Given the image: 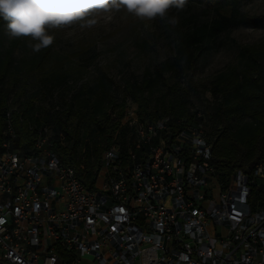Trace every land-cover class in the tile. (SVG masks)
Listing matches in <instances>:
<instances>
[{
	"label": "built area",
	"instance_id": "1",
	"mask_svg": "<svg viewBox=\"0 0 264 264\" xmlns=\"http://www.w3.org/2000/svg\"><path fill=\"white\" fill-rule=\"evenodd\" d=\"M0 153V264H264V155L225 180L198 110L194 123L143 119L105 151L94 188L63 164L50 126L23 153L12 103ZM61 140L64 139L60 134ZM101 179V180H100Z\"/></svg>",
	"mask_w": 264,
	"mask_h": 264
},
{
	"label": "trees",
	"instance_id": "2",
	"mask_svg": "<svg viewBox=\"0 0 264 264\" xmlns=\"http://www.w3.org/2000/svg\"><path fill=\"white\" fill-rule=\"evenodd\" d=\"M245 1L248 0H186L187 3L206 5L213 11V18L181 31L174 55L157 69L156 78L148 77L142 83L126 86L138 105L141 118L155 120L165 114L187 118L185 124L174 125L173 129L191 125L198 110H202L205 118L207 116V134L213 142L211 163L222 180L236 169L253 167L264 155V40L240 46L241 69L234 66L218 74L208 84L198 83L194 73L202 52L225 32L241 25H264V13L258 15L244 11ZM4 22L0 19V26ZM13 53V50L7 51L5 58L0 60V153L13 95L12 103L20 106L12 110V122L17 133L14 148L23 153L34 151L44 127L50 126L57 136L54 150L60 161L75 168L88 187L94 188L105 151L117 139L125 145L130 133L131 128L122 124L125 102H96L91 89L86 87L78 90L62 108L37 104L35 95L22 99L28 93L23 78L29 72H22L19 68L11 71ZM46 61V54H43L37 63L39 71L46 70ZM163 71L170 72L169 76L165 77ZM159 77H162L167 90L155 97L152 87ZM17 86L19 88L16 89ZM208 92L215 101L206 99ZM193 96L203 103L191 111ZM220 97L223 101L218 102ZM90 131H97L98 135L90 139Z\"/></svg>",
	"mask_w": 264,
	"mask_h": 264
},
{
	"label": "rangeland",
	"instance_id": "3",
	"mask_svg": "<svg viewBox=\"0 0 264 264\" xmlns=\"http://www.w3.org/2000/svg\"><path fill=\"white\" fill-rule=\"evenodd\" d=\"M242 7L248 13L263 14L264 0H248ZM93 15L97 23L92 26L87 25L85 18L49 29L54 41L40 52L29 47L35 43L30 37L12 38L8 35L6 22L0 26V60L5 58L7 51L13 50L11 71L19 68L22 72H29L23 78L28 93L22 99L35 95L37 104L62 108L78 90L86 87L91 89L96 102H125L126 107L129 104L138 106L127 91V84L142 83L148 77L156 78L157 69L174 55L181 31L214 16L206 5L187 2L182 9L173 6L167 12L168 17L177 18L175 27L160 17L151 21L141 20L124 9ZM109 15L111 19L107 20ZM145 23L150 27L145 28ZM262 40L264 25H241L225 32L200 55L195 80L208 84L218 74L234 66L243 68L240 46L257 44ZM43 54L47 57L46 70L39 71L37 63ZM163 72L165 77L170 74ZM6 80L10 81V78ZM152 89L155 97L166 92L162 77L157 78ZM206 99L213 101L211 92L206 94ZM221 100V97L217 99L218 102ZM201 101L193 96L191 111L198 109L197 105L203 103ZM97 135V131H90L88 137L92 139ZM79 264L97 263L94 256L86 255Z\"/></svg>",
	"mask_w": 264,
	"mask_h": 264
},
{
	"label": "clouds",
	"instance_id": "4",
	"mask_svg": "<svg viewBox=\"0 0 264 264\" xmlns=\"http://www.w3.org/2000/svg\"><path fill=\"white\" fill-rule=\"evenodd\" d=\"M186 0H0V19L6 22L12 38L30 37L34 52L50 46L54 36L49 29L87 18V25L97 23L94 13L124 9L127 13L151 21L157 17L176 26V17H168L171 7L182 9ZM111 16H107L110 20ZM145 28L150 27L145 23Z\"/></svg>",
	"mask_w": 264,
	"mask_h": 264
}]
</instances>
